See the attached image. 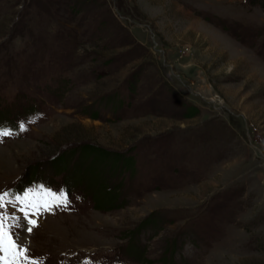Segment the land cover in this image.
Masks as SVG:
<instances>
[{
  "label": "rangeland",
  "instance_id": "374dc122",
  "mask_svg": "<svg viewBox=\"0 0 264 264\" xmlns=\"http://www.w3.org/2000/svg\"><path fill=\"white\" fill-rule=\"evenodd\" d=\"M7 99L39 120L0 140V189L70 182L44 264H264V0H0Z\"/></svg>",
  "mask_w": 264,
  "mask_h": 264
},
{
  "label": "snow or ice",
  "instance_id": "6c2138e0",
  "mask_svg": "<svg viewBox=\"0 0 264 264\" xmlns=\"http://www.w3.org/2000/svg\"><path fill=\"white\" fill-rule=\"evenodd\" d=\"M18 129L21 132L26 130L24 121L18 123ZM15 134L16 131L11 126L0 123V140ZM34 189H43L45 193H50L53 197H62L63 199L55 205L57 208L71 204V193L68 190L64 188L56 190L44 183L34 184L32 187L23 190L0 189V264H3L4 261V220L6 213L7 218L10 220L9 232L14 246L23 253L19 264H23L24 261H29L30 264H44L45 258L38 257L31 251V244L28 239L34 232V226L38 227V220L31 218L35 213H29L25 211L24 206H18L24 204L23 198L27 197L28 193L33 192ZM5 197H8L7 203H5ZM35 211L39 213L38 219H43L44 211H48V207H44L43 211L37 207ZM13 264H16V262L13 261ZM81 264H91V262L86 259Z\"/></svg>",
  "mask_w": 264,
  "mask_h": 264
},
{
  "label": "trees",
  "instance_id": "16d2710c",
  "mask_svg": "<svg viewBox=\"0 0 264 264\" xmlns=\"http://www.w3.org/2000/svg\"><path fill=\"white\" fill-rule=\"evenodd\" d=\"M113 97V96H111ZM110 97V98H111ZM187 115L188 116H194L197 113V108L195 106H189L188 110H187ZM90 115L92 116H99L96 114V112H91ZM83 154H86V156L91 155L92 153L96 154L97 157L98 155L104 157V158H108V159H112L114 162H123L124 166L126 168H132L134 166L135 163V158L133 156H125L122 154V152H119L117 150H106V149H101L98 146L95 145H90V144H84V149H83ZM87 159V158H86ZM107 187H108V183H107ZM166 262H168V259L165 260ZM167 264V263H166Z\"/></svg>",
  "mask_w": 264,
  "mask_h": 264
}]
</instances>
